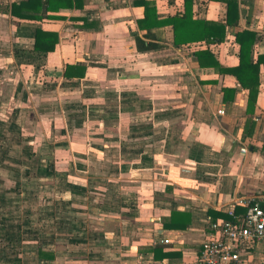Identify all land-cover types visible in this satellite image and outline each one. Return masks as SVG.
<instances>
[{"label":"crops","instance_id":"0c3cea01","mask_svg":"<svg viewBox=\"0 0 264 264\" xmlns=\"http://www.w3.org/2000/svg\"><path fill=\"white\" fill-rule=\"evenodd\" d=\"M2 1L0 46L12 20L17 53L0 58V209L10 207L0 213V264H199L209 221L228 219L237 199L264 192V71L249 109L237 78L200 67L195 52L209 48L234 67L235 34L250 30L258 35L253 58L264 54V0H238L239 25L226 28L223 42L179 47L172 26L144 36L137 24L144 7L135 0H84L81 9L50 13L65 20L42 22L7 14L15 0ZM150 1L160 19L184 12V0ZM227 9L193 0L197 19L225 23ZM82 19L98 26L83 28ZM36 27L58 32L54 52L34 50ZM137 37L159 47L139 51ZM68 64L85 66V77H64ZM9 80L16 103L6 107ZM27 183L31 203L23 200ZM13 193L23 199L8 201ZM173 213L184 215V229L164 227ZM24 226L34 237L15 247ZM245 258L264 263L263 244H248Z\"/></svg>","mask_w":264,"mask_h":264},{"label":"trees","instance_id":"16d2710c","mask_svg":"<svg viewBox=\"0 0 264 264\" xmlns=\"http://www.w3.org/2000/svg\"><path fill=\"white\" fill-rule=\"evenodd\" d=\"M225 2L228 6L225 23L197 19L193 14V0H184V12L165 19H160L157 6L154 1L135 0V6L144 7L143 17L137 20L140 30H146V38H151L152 29L163 26H172L173 43L175 46H188L194 43H221L226 36L228 26L239 25V1L238 0H212ZM84 7V0H15L7 9V14L19 20L42 22L49 20H65L66 17L50 13L62 10H74ZM78 19V18H76ZM83 28H96L98 22H89L86 19ZM236 42L239 44V63L234 67H223L214 53L207 48L195 52L200 67L217 69L222 74H230L237 78L244 89L249 92L248 107L252 109L259 94V74L264 71V54H258L253 58L254 46L258 41V35L250 30H242L236 34ZM59 43V35L56 31H47L42 27H36L33 32V47L36 52L49 54L55 51ZM139 51H147L159 47L153 42L145 43L140 37L136 38ZM87 68L81 65L68 64L65 66L63 76L68 79L85 77ZM212 214V211H209ZM226 218V216H223ZM213 218V217H212ZM182 213H173L170 223L164 224L167 229H184L187 220L183 221ZM216 218H213L215 220ZM41 258L53 259L52 254L40 252Z\"/></svg>","mask_w":264,"mask_h":264},{"label":"built area","instance_id":"2783aa9c","mask_svg":"<svg viewBox=\"0 0 264 264\" xmlns=\"http://www.w3.org/2000/svg\"><path fill=\"white\" fill-rule=\"evenodd\" d=\"M222 113L220 110L219 114ZM241 152L246 153V149ZM237 206L244 211L238 213ZM227 214L228 219L209 221L200 245L199 264H248L245 258L248 244L264 247V192L237 199Z\"/></svg>","mask_w":264,"mask_h":264},{"label":"rangeland","instance_id":"374dc122","mask_svg":"<svg viewBox=\"0 0 264 264\" xmlns=\"http://www.w3.org/2000/svg\"><path fill=\"white\" fill-rule=\"evenodd\" d=\"M9 1V0H8ZM1 3H3V1L2 0H0V9L1 10H5V5L4 4H1ZM5 3V2H4ZM10 19V18H9ZM7 26H8V30H7V44L5 45V46H3V48H2V46H0V58L2 59V58H9V57H11L12 56V54H14V53H17V50H16V48H14V46H13V43H14V41H13V36L11 35V27L13 26V21L11 20H8L7 21ZM3 62V60H0V63H2ZM17 70V68L16 69H14V68H12V67H8V70L6 71V73H7V76L9 75V77H13L14 75H15V71ZM8 83H9V86H8V89H7V93H8V95H7V103L5 102V101H3L2 103H3V105L4 106H6V107H9V106H13V105H15V101L14 100H10V97H11V81L9 80L8 81ZM0 99H2V98H0ZM17 105V104H16ZM0 106H1V104H0ZM24 119H26L25 117H23V118H21L20 119V121L21 122H24ZM15 147H17V143L16 142H14L13 144H12V146H11V149L9 148V145L7 146V148L10 150V154H9V159H12V157H15L16 155H17V153L15 152ZM15 164H16V162H14ZM13 163V164H14ZM26 165L27 166H29L30 168H39L37 165H36V163L34 164V163H30V164H27L26 163ZM8 166H10V165H8ZM11 167H13V168H15V166H11ZM18 168H19V166H18ZM46 168H49V167H46ZM34 183H38L37 182V180L36 181H34ZM57 184L59 185V182H58V180H57ZM35 185V184H34ZM29 186V187H28ZM25 191H29V193L26 195V196H24V199L23 198H21V197H18V195H17V193H13V194H11V195H6V199L8 200V201H18V202H20L22 199L25 201V202H27V203H31V202H33V201H36V195H33L32 194V183H27V186H26V188L24 189ZM45 198H47L48 197V195H46V196H44ZM1 200V199H0ZM41 202H45V201H43L42 199H41ZM13 207H14V209H12V210H14V211H16V212H18V211H20V210H17L16 208L17 207H20V205H17V204H13ZM10 207L9 206H4V208L3 209H0V213L1 212H7V210L9 209ZM41 212H43L42 214H41V217H42V219H46L47 218V213H48V211H41ZM43 221L41 220V223H42ZM45 223H48V221L47 222H43V224H45ZM48 226H46V227H44V230H45V232H47V233H49V232H52L53 231V225H55V224H53V225H51V223L50 224H47ZM6 228V227H5ZM41 229H42V227H40ZM49 228H51V229H49ZM7 229H11V227H7ZM16 229V228H15ZM15 229L13 230V234L12 235H15ZM40 229V230H41ZM57 229H61L62 231H60V232H58L57 231ZM56 231H57V233H60V235H62V234H64L65 232H64V229H63V227H57L56 228ZM18 235H19V240H17V237H15V236H13L12 238V240H13V243H10V244H13L15 247H18V248H20V246H21V244H20V242H21V240H25V239H32V237H34L33 236V234H32V232H31V228L30 227H26V226H24L23 227V231L21 230V228H20V231L18 232ZM41 237H43V235H41ZM13 258H9L8 260H9V262H11L10 260H12Z\"/></svg>","mask_w":264,"mask_h":264}]
</instances>
